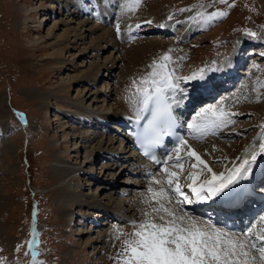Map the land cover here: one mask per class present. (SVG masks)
<instances>
[{
    "label": "rangeland",
    "instance_id": "374dc122",
    "mask_svg": "<svg viewBox=\"0 0 264 264\" xmlns=\"http://www.w3.org/2000/svg\"><path fill=\"white\" fill-rule=\"evenodd\" d=\"M42 2L47 6L50 4L48 0H0V264H38L41 261L43 264H116L121 243L127 238V234L131 233L122 227L127 226L129 222L117 220L95 227L91 222L93 220L88 223L77 216L82 211L85 214L94 212L79 206L73 208L76 213L74 220L68 221L64 216L67 206L60 201L62 193L56 188L59 165H81L87 159L92 145L96 146L100 140L104 143L108 140L106 135L97 133L98 130L94 133L91 127L85 128L79 123V119L69 116L67 111L71 108L68 103H73L77 92L83 91L84 88L98 92L107 79L111 82L114 92L109 93L108 97L98 96L99 103L96 108H102L108 102L114 104L116 100L120 101L127 86L132 87L138 76L143 74L144 64L158 60L163 56L160 55L162 51L179 55L178 71L185 70L189 73L205 63H216L232 51L233 43L240 39L259 41L262 46L256 49L258 54L254 57L261 60L256 67H251L254 68L253 84H250L249 70L247 87L234 96L235 101L231 105H236L238 114L235 115L241 116L237 119L238 126H251L244 134L241 132L243 136L230 138L229 143L216 142L226 145L236 142L232 149V159L223 155L220 150L217 152L216 148L211 151L217 158L213 164L221 165L220 171L224 172L234 163V158L251 145L259 129L264 126V0H226V3H220V0H141L133 11V19L130 20L131 16L127 19L132 25L134 20H147L153 24L166 22L169 15H176V18L181 19L185 13L203 12L207 16L214 12H225L227 15L210 23H204L197 15L196 23L201 27L206 26L208 31H201L196 38H192L181 48L173 37L164 39L155 34L145 35L125 47L126 54L129 51L135 53L134 50L140 49L142 61L136 62L135 65L130 64L129 57L126 56L125 60L115 62L110 71H101L96 85L89 82L76 85V81L73 84L61 83V79L67 82L68 75L73 77L83 74L95 60L84 57L78 63L59 70L54 63L46 59L44 46H32L29 43L36 37L47 35L48 29L58 19L67 18L63 16L65 13H59L61 8L56 7L51 10L50 15L45 12L38 16L30 14L34 21L26 17L25 10L40 6ZM185 9L191 11H181ZM126 13L128 12L124 14ZM44 14L50 17V21L38 30L36 24ZM186 26L187 23L184 24V27ZM249 31L255 32L256 37L247 35ZM71 52L77 54V51ZM158 55L160 57H155ZM109 56L110 51L101 53L100 57L101 60H106ZM227 56L226 59L233 55ZM81 63L85 69L78 68L73 71ZM113 65L114 63H109L108 67L112 68ZM109 97L110 101L107 100ZM85 132L94 133L101 139L98 138L92 143L86 142L87 146L77 154L76 144L81 146V140L76 135ZM62 135L69 136L66 144H62ZM104 164H115L114 168L117 165L114 161L103 159L95 162L93 175L99 179L106 178L102 172ZM187 168L189 169V166ZM189 170L191 172L188 173H192L191 168ZM119 171L114 176L115 179L110 180L111 174L108 175L111 181L108 184L116 188L117 195L125 185L120 181L127 178L126 175H118ZM80 174V183L92 182L91 187L95 189L104 185L109 188L106 182L96 183L95 178ZM202 177L208 178L210 174L204 172ZM72 197L74 195L70 196L71 201ZM132 197L130 196L131 199ZM109 227L116 230L119 228L118 231L125 235L116 239L115 232V235L103 243L105 245L99 244V253L93 254L98 249L96 242L99 233ZM33 240L35 244L30 248L29 243ZM88 241H93V245L86 244ZM33 251L38 253L35 262Z\"/></svg>",
    "mask_w": 264,
    "mask_h": 264
},
{
    "label": "snow or ice",
    "instance_id": "6c2138e0",
    "mask_svg": "<svg viewBox=\"0 0 264 264\" xmlns=\"http://www.w3.org/2000/svg\"><path fill=\"white\" fill-rule=\"evenodd\" d=\"M140 2L141 0H130L127 7L134 10ZM220 3H226V0H220ZM197 15L204 23H210L225 17L227 13L214 12L205 16L200 12ZM119 31L117 25V32ZM247 35L256 37V33L251 31ZM169 63L171 57L166 54L161 57L159 63L154 61L151 65L153 71L141 79V84L150 85L152 91H149L148 87L137 88V93L145 104L153 99L156 103L153 118L149 121L148 135L141 140L144 155L153 160V149L163 142L164 136L172 135V130L176 127V118L172 114L173 105L179 106L187 97V89L181 87V82L196 81L198 88H211L214 84L209 73L224 72L230 67L229 61L228 64L214 65L207 70L200 69L185 77L176 76L174 69L169 71ZM177 96L180 99H177ZM232 115L235 114L226 111L222 102L220 105H208L196 114L187 127L194 140H203L209 135L219 134L221 129L233 124ZM257 140L261 141L258 148L254 143L251 149H246L239 158L240 163H233L232 167L219 173L213 171L194 149L190 150L188 156L195 157L200 166V173L206 171L210 174V177L203 180L199 179L198 174L190 173L187 177L190 183L182 184L180 173L168 171L165 166L164 186V181L157 179L153 174V183L161 187L159 190L149 187L147 191L151 193V197L144 203L155 202L156 206L151 207L150 211H145V218L139 223L132 222L133 231L122 241L116 264H264V230L254 232L255 225H252L243 232H232L218 226L211 219H201L185 210V206L209 202L223 204L231 200L235 187L249 179L258 157L264 156V126L261 127ZM184 146L191 149L187 140L180 137L174 151L178 153ZM173 159L176 161L174 166L182 171L181 158L178 155L175 158L168 157L169 161ZM196 166L192 165L193 168ZM172 205L175 207H171ZM260 220L264 221V216L260 217ZM122 235L125 234L118 231L116 239H120ZM34 244L35 240L29 243V247L32 248ZM37 255L38 253L33 251L34 262Z\"/></svg>",
    "mask_w": 264,
    "mask_h": 264
},
{
    "label": "bare ground",
    "instance_id": "6f19581e",
    "mask_svg": "<svg viewBox=\"0 0 264 264\" xmlns=\"http://www.w3.org/2000/svg\"><path fill=\"white\" fill-rule=\"evenodd\" d=\"M81 1L82 0H48V2L50 3L49 6H47L44 2H42L40 6H35V7L33 6L31 9L24 11L26 17L34 21L35 19L33 17H30V14H35V16H38L45 12L50 15V12H52L51 10H53L56 4H58L57 8L59 9L61 8L60 10H62L59 13H65L63 16H67L66 19L60 18L57 21H55L54 24L48 29L49 32L47 35L41 38L36 37L35 40L29 41V43L32 46H38V47L44 46L45 48L44 51L47 53L46 59L54 63V65H56V68L62 70L64 66H70L72 64H76L81 58L84 57H88L90 59L95 60V62H93V64L87 69V71L83 72V74L73 77L71 75H68L66 79L67 82L61 79V83L63 82V83L73 84V82L76 81L77 83L76 85L87 82L96 85L100 79L101 71L103 70H105L106 72L110 71V69L114 68L115 62L120 60L121 61L125 60L126 56L129 57L128 63L130 64L134 63L135 65L136 62L137 63L141 62L142 60H140V56H141L140 49L134 50L135 53L129 51L126 54L125 48L124 47L122 48L120 45L118 46L116 44V39H115V34H113V29L104 28L99 24H94L88 20L81 19L83 17V15L81 16L82 13L81 5L83 4V2ZM125 12L128 13L122 16L125 17L127 16V17L124 19L123 24L119 25V29H122L123 35L125 33L128 34L129 29L133 28V26L130 27L132 24H130L129 21L127 20L132 13L130 12L129 9L128 10L125 9L124 13ZM39 19L40 22L36 24L38 30L44 28L45 27L44 24L50 21V17H48L45 14L43 15V17ZM244 47H248V45ZM72 50L77 51V54L72 53L71 52ZM109 51H110V56L107 57L106 60H101L100 57L101 53H105ZM231 57L233 58V56ZM160 59L161 57L158 58V60H154V61L159 63ZM153 62L144 64L143 74L140 75L141 79L143 77H146V74H149L153 71L151 67V65H153ZM109 63H114V65L111 66L112 68L108 67ZM222 63L223 62L221 61L219 65H221ZM78 68L85 69V66L82 63L78 64L77 68H74L73 71H76ZM208 68L210 67L204 66L201 69L207 70ZM172 69L173 67L169 63L168 70L171 71ZM175 75L179 76L176 73V71H175ZM141 79H140V87L144 85L141 84ZM145 87H151V86L145 85ZM86 90L88 89L84 88L83 91L79 90L77 92L78 94L76 98H74L75 100L73 101V103H68V105L71 108L70 110L67 111L69 116H72L73 118L78 117L81 118L82 120L86 119L85 121L87 122H91L92 120L108 121V119L114 120L117 118L120 119L121 121H123V119L127 120L126 116L129 110L133 108L134 100L131 101L129 99L127 100L126 95H124L120 99V101L116 100L114 104L108 102L107 105L102 106V108L99 109L96 108L97 104L99 103L98 96L104 95L105 97H108L109 93L113 94L114 92L113 86L111 85L109 79L106 80L105 84H102V88L96 93L91 92L90 89L87 92ZM109 99L110 97L107 98V100ZM103 101H105V99ZM222 103L223 106H226L225 101H223ZM249 126L251 125H246L245 127L244 126L230 127L228 128V130L225 129V131L224 130L221 131L222 130L221 129L219 133L224 132V134L229 137L230 135H236L238 133L241 134V132L243 133L247 128H249ZM188 132L190 133L189 129ZM188 132H187V136H189ZM76 137L81 140L80 143L81 146L78 147L79 144H76V148H75V152L79 154V152L83 150L84 147L87 146L86 142L92 143L100 136L97 137L94 133L89 134V132H85V133H81V135H76ZM68 138L69 136L62 135V144L63 143L66 144ZM100 139L101 138H99V140ZM186 140L188 145L191 146V149L187 148L186 151L182 150L179 151L178 153L175 152V154L173 155V158H175V156L177 155L181 158L180 163L183 164V170L181 171L180 168L174 166L176 163L175 159H173L172 161H170V163L165 165L168 168V171H175L180 173V181L182 184L183 182L181 178L183 177V174H186L189 170L185 166L186 163H183L184 156L185 157L188 156V152L190 150L194 149L201 156V158L204 159L209 164V166L213 169V171L219 173L222 172L220 171L222 166L221 165L216 166L215 164H213V162L217 158L216 155L211 154L212 153L211 151L214 150V148H216L217 152L218 150H220L221 153H224L223 155H226L230 157V159H232L231 158V155H233L232 149L235 147V143H236L233 142L232 144H227V145L226 143L216 144L217 141L215 140L211 142V144L205 142H202L200 144L196 142L189 143L188 142L189 140H194L193 138L190 137H187ZM116 142L117 141H115V139L111 137L107 140L106 143L100 140L99 142H97L96 146L92 145V148H90V150L88 151V155L86 156L87 159H85L84 163H82L81 165L75 164L71 166L65 163L64 164L61 163L59 165L57 172L59 174L57 175L56 178L57 180L56 188L58 191L62 193L60 201L63 202L65 206H67V208L64 209V216H66L68 221H72L74 220V218H76V213H74L73 208L79 206L80 208L87 207L91 209L92 212L94 213L85 214V212L82 211L81 213L77 214V216H80L81 219L85 222L88 223L92 222L95 225L98 223L99 227L103 225H108L110 222L113 221V219H118L119 221H123V220L130 221L131 219L135 218L134 220L137 223H139L141 220L145 218L143 213L145 211H150L151 207L156 206L155 202H153L152 204H146L144 203V201L151 197V193L147 191L149 187H152L155 190H159V188L161 187V185H157L153 183L152 180L153 174H155V177L157 179H161L162 181H164V186H166V175L163 171L165 166L159 167L156 170H151L149 168H146L147 171H145V168L141 169L140 163L136 161L135 153L131 152L130 150L128 151L127 145L121 146L124 140L121 139V144H119L118 146ZM260 142L261 141H258L256 138L254 143L256 144L257 148ZM253 144H251L246 149H251ZM56 145L58 146V144ZM184 147H181V149H183ZM245 150L239 153L237 158L233 157L234 163L238 164L241 162L239 158L245 153ZM104 153L107 154V157L105 158H107L110 161H114L115 163H117V165L115 168H114L115 164L103 165L102 168L104 171L102 170V172L106 178H101V182L103 183L106 182L105 184L108 186L109 181L115 179L114 176L116 175L117 171H119V169L120 171L118 172V175L130 176L131 174L137 177L138 179V180L136 179L133 180L132 178L127 177L125 180H121L120 181L121 184L123 185L125 184V185L123 186V188L119 190L118 195L117 193H115L116 191L115 187L106 188V186L102 184L104 186H100L95 189L91 187V185L93 184L92 182L90 184L79 182V179L82 176V174L80 173H83V175L85 176L88 175V177L93 178L94 176L93 165L95 162L100 160V155L101 154L103 155ZM95 156L97 157L95 158ZM189 158H190L189 166L192 170V173L198 174L199 179L202 180L203 177L201 178L200 166L198 165V162L195 160V157L189 156ZM260 158L264 159V156ZM192 165H197V166L193 168ZM109 174H111L112 177L111 179L108 176ZM202 174L204 175V173ZM116 178L118 179V176H116ZM129 194L130 196H133L132 197L133 199H131L130 196H128ZM73 195H74V197H72L73 201H71L70 196ZM171 207H175V206L172 205ZM177 214H179V212ZM132 222L133 221L131 220V223ZM255 226H258L257 227L258 232L264 230V221H261L259 219L258 223ZM122 228H124L126 232L128 231L132 232L133 223L131 224V226L127 225ZM118 229L116 230L109 227L108 230L99 233L100 235L98 236L96 242L98 244L97 246L98 249H96L97 251L95 250L93 254H98L99 251L101 250L100 245L107 242L112 235H115V232H118ZM254 229L253 231L255 232ZM92 243L93 241L86 242V244H92Z\"/></svg>",
    "mask_w": 264,
    "mask_h": 264
}]
</instances>
